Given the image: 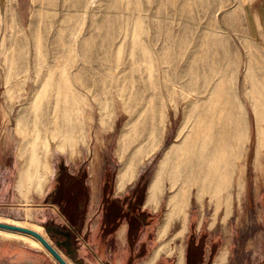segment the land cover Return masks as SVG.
<instances>
[{
  "label": "rangeland",
  "instance_id": "1",
  "mask_svg": "<svg viewBox=\"0 0 264 264\" xmlns=\"http://www.w3.org/2000/svg\"><path fill=\"white\" fill-rule=\"evenodd\" d=\"M5 6L0 0V114L14 135L16 182L20 164L16 152L19 144L14 129L16 119L27 113L25 119L31 120L32 98L40 88L48 66L55 67L58 59L68 60L70 81L83 99L79 103V117L85 130V144L76 142L73 154L52 148V173L43 194L32 191L27 217L15 182L19 197L16 201L12 198L3 200L0 223L36 230L66 264H75L45 230H63L64 225H68L59 205L47 200L57 188L59 173L66 168L65 173L82 176L87 193L85 212L78 221L81 229L76 232L80 241H76L75 235L73 240V257L77 262L94 263L105 248L111 252L103 254V258L110 256L113 264L125 260L135 262L158 245L154 252L163 240H169L180 230L179 221L174 220L164 239L158 240L156 236L166 210L168 191L159 209L154 211L146 204L157 163L175 142L182 122L183 103L178 94H170V83L177 85L175 90H178L196 73L210 77L214 70H223V82L229 81L224 84L223 92H228L231 98L219 97L215 89L212 103L210 100L204 104L202 115L204 122L213 124V132L217 135L229 128L230 106L242 104V115L246 119L245 148L236 162L231 194L220 191L213 195L207 191L202 209L195 194L204 182L198 180L199 174L191 176L195 169L188 161L193 159L192 152L180 160L182 181L187 189H191L187 198V229L181 239L173 238L170 242L173 259L166 264H174L183 253L186 264H201L208 249L210 264H264V149L260 156L257 155L255 121L244 87L248 56L264 52V38L252 17L255 0H9L6 9ZM13 14L17 24L12 33L8 22ZM135 32L140 39L135 44L136 64L132 65L128 52ZM252 32L256 34L253 42L248 38ZM37 33L41 35L39 54L35 52ZM225 49L230 61L227 65L224 64ZM143 50L154 62L153 78H149V65L143 60ZM15 59L16 63L12 65ZM54 72L55 81H59V71L54 69ZM7 75L11 77L9 86ZM211 86L210 82L209 88ZM120 89L124 90L132 115L135 119L138 117V131L147 132L159 113L166 127L161 146L144 162L136 180L127 185L121 195L117 194L115 186L121 166L115 150L128 114L124 100L119 96ZM200 96L195 94L194 98L202 99ZM106 98L112 104L113 113L109 123L102 125L98 103ZM45 114L47 112L41 118L43 122ZM7 147H10L9 143ZM229 156H236L235 151ZM186 168L191 169L186 171ZM95 192L100 197L92 201ZM114 195L118 196L113 198ZM229 199L231 207L228 210ZM114 211L116 215H111ZM135 214L137 220L132 221L136 229L130 234L131 238H127L125 247L118 246L110 237L120 224L129 225V218ZM97 223L99 232L96 236L90 230ZM143 235L144 243L139 245ZM30 238L39 245L22 236L0 239V264H59L41 242ZM78 243L88 245L93 252L79 249ZM207 260L205 258V263Z\"/></svg>",
  "mask_w": 264,
  "mask_h": 264
},
{
  "label": "bare ground",
  "instance_id": "2",
  "mask_svg": "<svg viewBox=\"0 0 264 264\" xmlns=\"http://www.w3.org/2000/svg\"><path fill=\"white\" fill-rule=\"evenodd\" d=\"M1 1L5 2L6 9L9 0ZM15 23L17 24L13 14L8 22V27L12 33L16 26ZM254 24L259 29L255 18ZM248 38L253 42L256 39V34L252 32ZM138 39H140L138 32L133 33L131 36L132 48L128 52L132 65L136 64L135 44ZM40 41L41 35L37 33L35 37V52L37 54L40 53ZM247 50L249 51L250 48L247 47ZM119 53L118 56L120 55ZM142 55L144 56V62L149 65V78H153L152 64L154 62L145 50L142 51ZM67 61L66 59H58L55 67L48 66L40 88L36 91L30 103L29 112L31 120L28 122L25 119L26 113L25 115H20L15 122V135L19 138L16 152L20 162L17 188L22 198L23 212L26 217L30 214L29 205L32 191H35L39 195L43 194L47 180L52 173V148L60 153L68 152L73 154L76 142L85 144V130L83 122L79 117V103L83 99L80 97L77 88L70 81ZM224 62L225 65L230 62L226 49ZM15 63L16 59L13 60L12 65ZM54 69L59 71V81H55L54 79ZM204 75L202 72L196 73L185 85H180L178 90H175L177 85L170 83L171 81L169 82L171 86L170 94H178L183 103L182 122L177 130L175 142L171 143L157 163L146 198V204L155 211L159 209L165 192H169V196L165 202L166 210L159 229L160 237L166 235L174 220L179 221L180 224V230L176 232L175 239H181L187 229V198L191 189H187L184 186V181H182L180 160L192 152L193 159L188 161L195 169H192L191 176L195 173L199 174L198 180L204 182V184L198 186L195 194L197 204L202 209L204 195L207 191L212 192L213 195L220 191L231 194L236 162L239 158V153L243 151L247 141L244 125L246 119L244 120L242 115V104L235 105L234 103L230 106L229 125L227 126L229 128L217 133V135L213 132V124L211 122H204L202 108L210 100V103H212L211 96L214 94L215 89L218 90L219 97L224 95V97L226 96L225 99L231 98L228 92H223L224 84L229 83V81L226 82L224 80L223 82L222 80L225 77L223 70H214L213 75L210 77H205ZM10 81L11 77L7 75L6 84L8 86L10 85ZM210 82L212 83L211 88H209ZM230 84L232 83L230 82ZM244 84L245 94L255 121L257 155H259L261 150L264 149V52L255 56H248L244 70ZM121 91L119 92V96L124 100V108L128 114V120L121 128L115 150V154L121 162L115 182L117 193L123 192L127 185L136 180L141 166L161 146L166 130L164 118L159 113L157 121L150 126L151 128L147 132L142 133V130V132L138 131L139 128H137L138 130L136 129L138 117L135 119L132 115V109L128 105V100L125 99L124 90ZM195 94L201 95L203 98H194ZM231 96L233 95L231 94ZM215 97H217V94ZM236 102L239 103V101ZM49 103L51 104L50 109L48 108ZM98 104L101 124L107 125L113 113L112 104L107 98L100 100ZM46 112L47 114L45 115L47 116H45V122H43L41 118ZM234 151L236 156H229ZM189 169L191 168H186V171H190ZM238 183L240 184V182ZM227 187H229V190H227ZM226 204L229 210L231 207L230 199ZM18 228L26 229L24 227ZM30 231L39 235L36 230L30 229ZM25 235L19 232L0 229L1 240L11 239L13 236H22L30 239L34 245H39L37 241L30 238V235H28L29 237ZM172 251V248L166 243L154 251L149 262L156 261L161 252L169 254ZM178 264H182V254H179Z\"/></svg>",
  "mask_w": 264,
  "mask_h": 264
},
{
  "label": "crops",
  "instance_id": "3",
  "mask_svg": "<svg viewBox=\"0 0 264 264\" xmlns=\"http://www.w3.org/2000/svg\"><path fill=\"white\" fill-rule=\"evenodd\" d=\"M255 17V19L258 22V27H259V32L261 33V36L264 38V0H255V10L253 11V15L252 17ZM259 37V35H258ZM5 118L3 117L2 114H0V206H3V200L4 199H8V198H12L13 201H16V199L19 197V195L17 194V190H15V182H16V175H17V161H16V156H15V151L13 149V137L14 135L9 131V129L7 128V126L5 125ZM8 143L10 144V147H7ZM15 170V172H14ZM16 189L17 188V182H16ZM52 191V190H51ZM49 193V192H48ZM123 192L117 193V194H122ZM118 196V195H117ZM116 195L113 196V198L117 197ZM100 197V194H97L96 192L93 194V198L92 201L97 200ZM148 206V205H147ZM149 207V206H148ZM162 224V223H161ZM160 224V226H161ZM160 226H158L157 228V239L158 240H162L164 239L166 236L160 237L159 236V229ZM99 226L98 223L97 224H93L91 226V230L93 231L96 236L98 235L99 232ZM128 230H129V225L128 224H120L119 227L116 229L114 235H112L110 238L115 239V241H117L118 246L121 247H125L127 245V235H128ZM84 231H88V226L85 227ZM82 231V233H85ZM76 237V241H80V238L78 236V234H75ZM144 237L145 235H143L139 240V245L144 243ZM109 238V239H110ZM174 236H172L169 240H163L161 242V244L159 245V247L155 250H158L162 245L169 243V247L170 246V242L174 241L173 240ZM156 239V242L158 241ZM78 248L81 250H87L89 253L93 252L92 248L88 245H82L81 243H78ZM158 246V245H157ZM156 245L153 247V249L155 247H157ZM152 249V252H153ZM109 249L105 248L104 251L102 252V255L99 257H97L95 259L94 263L90 264H113L111 260H109L110 256H104L103 258V254L109 253ZM111 252V251H110ZM152 252L149 253L148 255H145L143 258L138 259L137 261H129V260H125L124 262H122L121 264H158L160 263L162 260L164 262V264H166L168 261H170L171 259H173V254L171 253H165V252H161L160 255L158 256V258L156 259V261L154 262H149L150 257L152 256ZM154 253V252H153ZM182 253H183V249H182ZM206 255L204 256V260H202L201 264H210V257H208L209 254V249L206 251ZM186 254H182V264H186L187 263V258L185 257ZM164 258V259H163ZM205 258H208L207 262L205 263ZM176 262L174 264H178V258L175 260ZM51 264V263H50ZM89 264V263H88Z\"/></svg>",
  "mask_w": 264,
  "mask_h": 264
},
{
  "label": "trees",
  "instance_id": "4",
  "mask_svg": "<svg viewBox=\"0 0 264 264\" xmlns=\"http://www.w3.org/2000/svg\"><path fill=\"white\" fill-rule=\"evenodd\" d=\"M66 168L63 172L58 175V185L53 194L47 197L48 201L56 202L59 205V210L66 223L76 233L81 227L78 225V221L82 219L86 202L87 193L82 176L65 173ZM140 208V207H139ZM137 208V210H139ZM138 214L139 212L136 211ZM144 213V212H141ZM116 215L114 211L111 215ZM137 214L129 218V230L127 238L130 239V234L136 229L133 221L137 220ZM133 220V221H132ZM63 251V249L61 248Z\"/></svg>",
  "mask_w": 264,
  "mask_h": 264
},
{
  "label": "flooded vegetation",
  "instance_id": "5",
  "mask_svg": "<svg viewBox=\"0 0 264 264\" xmlns=\"http://www.w3.org/2000/svg\"><path fill=\"white\" fill-rule=\"evenodd\" d=\"M49 235L54 243H56L57 241L62 243L60 245V249L62 248L65 254L70 253L73 257V253H75L73 248L75 232L70 228V226L65 224L63 230L49 229Z\"/></svg>",
  "mask_w": 264,
  "mask_h": 264
},
{
  "label": "water",
  "instance_id": "6",
  "mask_svg": "<svg viewBox=\"0 0 264 264\" xmlns=\"http://www.w3.org/2000/svg\"><path fill=\"white\" fill-rule=\"evenodd\" d=\"M0 229L2 230H7V231H13V232H19V233H23V234H26V235H30L32 236L33 238L37 239L39 242H41V244L46 248V250L55 258V260L59 263V264H66L60 257L59 255L52 249L50 248V246H48L44 240L39 236L37 235L36 233L30 231V230H27V229H23V228H18V227H15V226H11V225H7V224H2L0 223ZM47 231V233H49V230L48 229H45ZM50 236V235H49ZM62 243L57 241L55 243V245L57 247L60 248V245ZM67 256H69L71 259L74 260V263L75 264H82V263H79L77 262L72 256L70 253H66Z\"/></svg>",
  "mask_w": 264,
  "mask_h": 264
}]
</instances>
